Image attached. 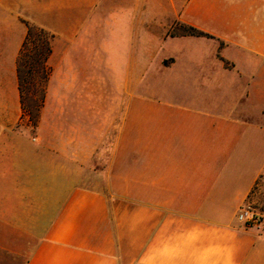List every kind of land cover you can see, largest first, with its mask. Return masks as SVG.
<instances>
[{"label":"crops","instance_id":"crops-1","mask_svg":"<svg viewBox=\"0 0 264 264\" xmlns=\"http://www.w3.org/2000/svg\"><path fill=\"white\" fill-rule=\"evenodd\" d=\"M263 189L264 0H0V264H264Z\"/></svg>","mask_w":264,"mask_h":264},{"label":"trees","instance_id":"trees-1","mask_svg":"<svg viewBox=\"0 0 264 264\" xmlns=\"http://www.w3.org/2000/svg\"><path fill=\"white\" fill-rule=\"evenodd\" d=\"M180 31L172 34H188L211 37L195 27L179 26ZM51 35L42 28L27 25V34L17 57V76L21 102L31 120L35 121L43 103L49 68L46 59L50 53Z\"/></svg>","mask_w":264,"mask_h":264},{"label":"built area","instance_id":"built-area-1","mask_svg":"<svg viewBox=\"0 0 264 264\" xmlns=\"http://www.w3.org/2000/svg\"><path fill=\"white\" fill-rule=\"evenodd\" d=\"M236 220L246 228L264 229V211L253 204H245L236 212Z\"/></svg>","mask_w":264,"mask_h":264},{"label":"rangeland","instance_id":"rangeland-1","mask_svg":"<svg viewBox=\"0 0 264 264\" xmlns=\"http://www.w3.org/2000/svg\"><path fill=\"white\" fill-rule=\"evenodd\" d=\"M175 31H180V28L175 26L174 28H172V30L170 31L175 32ZM91 169L86 170V182L92 184L93 182H95L98 185H102L103 184V179L102 178H93L92 177V172L90 171ZM256 208L264 211V189L260 192V194L258 195V199L255 201V203L253 204Z\"/></svg>","mask_w":264,"mask_h":264}]
</instances>
